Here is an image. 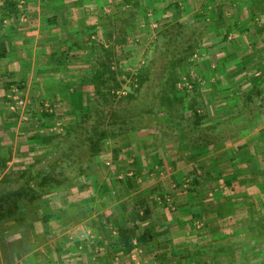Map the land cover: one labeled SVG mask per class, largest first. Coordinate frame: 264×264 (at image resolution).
I'll return each mask as SVG.
<instances>
[{
	"label": "crops",
	"instance_id": "1",
	"mask_svg": "<svg viewBox=\"0 0 264 264\" xmlns=\"http://www.w3.org/2000/svg\"><path fill=\"white\" fill-rule=\"evenodd\" d=\"M48 1L50 6L43 8L41 0H28L37 5L39 26L24 32L12 29L10 33L20 32L23 41L14 44L10 37L5 38L6 56L0 57L2 68L8 65L12 77L15 69L34 70L32 76L25 74L21 84L28 94L35 95L33 100L55 105L57 100L72 102L75 93L84 96L73 86L83 83L82 70L89 68L83 61L76 62L86 60L89 46L77 49L74 43L91 35V39L106 38L100 47L109 43L113 49L121 36L134 42L137 31L149 32L151 21L163 26L205 16V37H235L237 44L242 43L229 46L222 39L214 52L248 54L251 69L261 67L251 72L255 77L263 68L264 0ZM20 19L21 15L16 18ZM257 53L262 59L260 66L253 60ZM27 59L33 60L32 67L21 64ZM258 121L264 123V109ZM246 139L202 153L184 149L169 154L165 149L159 154V167L156 155L136 150L130 156L121 149L114 170L101 177L97 174L102 183L95 194L96 203L84 198L72 202L76 198L71 191L65 192L64 199L61 192L55 193L37 204L39 215L30 224L0 223V264H242L241 249L254 237L248 230L250 215L264 221L258 217L264 216V141L252 146L263 150L253 156ZM15 145L1 143L0 149L10 151L13 147L15 152ZM103 165L102 161L98 167ZM241 180L261 182L262 192L255 196L251 187L239 190L235 186ZM45 200L49 203L41 207ZM42 214L52 216L49 223L42 222ZM135 225L140 234L148 231L150 237L146 242L133 239L132 249L127 251L118 239L119 229Z\"/></svg>",
	"mask_w": 264,
	"mask_h": 264
},
{
	"label": "trees",
	"instance_id": "2",
	"mask_svg": "<svg viewBox=\"0 0 264 264\" xmlns=\"http://www.w3.org/2000/svg\"><path fill=\"white\" fill-rule=\"evenodd\" d=\"M41 1L43 8L50 6L48 0ZM20 13L18 2L8 0L2 7V21L19 18ZM194 25H197V31ZM207 30L206 18L200 15L194 22L161 26L157 32L158 47H155L154 58L134 76L130 72L116 70L110 56L96 57L97 63L92 66L93 74L90 77L93 94L88 108L78 112L76 121L67 126L52 151L31 161L18 174L1 178L0 223L13 220L17 225L30 224L29 221L37 219L39 215L37 204L46 196L68 188L80 189L84 184L96 181V167L101 165V157L108 153V142L115 135L122 138L125 132L153 128L161 138L197 153L219 149L242 138L249 130L250 123L259 120L260 111L264 109V64L256 81L238 97L242 98V106L234 116L209 125L206 115L198 109L189 106L186 109L188 114L181 113L174 104L181 93L178 69L189 62L196 50L197 54L204 52L202 40ZM91 40L90 35L73 46L85 48ZM4 43L5 38L1 34V58L6 56ZM101 49L110 51L105 46H101ZM119 73L124 77L122 80ZM128 78H131V82L133 80L130 91L118 94ZM85 83L88 85L87 81ZM42 115L47 117L53 114L43 112ZM119 151L116 148L115 155ZM11 159L10 155L7 160H0L1 171ZM51 219L49 214H42L43 223L47 224ZM252 219L254 222L255 218ZM142 220L144 218H140ZM248 230L257 238H264V224H255ZM149 237L148 231L140 234L135 225L120 228L118 239L121 246L129 251L133 239L146 242Z\"/></svg>",
	"mask_w": 264,
	"mask_h": 264
},
{
	"label": "rangeland",
	"instance_id": "3",
	"mask_svg": "<svg viewBox=\"0 0 264 264\" xmlns=\"http://www.w3.org/2000/svg\"><path fill=\"white\" fill-rule=\"evenodd\" d=\"M7 1L8 0H0V33L1 31L2 33L6 32L4 33V38L10 37L15 44L17 40L23 41V37L19 35L20 32H24L25 29H34L35 25L39 26L36 14L37 5H35L36 3L33 4L32 2H28V0H15L19 4L22 19L24 15V20L20 19L17 21L16 18H13L2 21V7ZM22 1L25 2L22 3ZM160 23L161 22L155 23V21H151L150 25H152V27H150L151 30L149 32L140 33V31H137V38L134 42L128 41L127 38L121 36V39L117 40L116 38L117 41H115L114 46L112 45L113 49L109 46V43H105L107 50L110 51H104L100 47V44L102 41L106 40V38L94 37V39L88 43L89 50L85 52V54L88 55L86 60L84 61L81 59L76 61H83L89 65V68L80 69L85 74L83 83L73 86L74 91H82L84 96H78L75 93L71 100L72 102L66 104L63 103L62 100L55 101V105L53 102L43 103L40 99L33 100L35 95L32 96L30 93L28 94V89H24L21 84L23 83L22 80H24L25 74H30L32 76L35 74L34 70L24 69L26 67L19 69V71L15 69L12 77L8 74V70L6 69L8 65H3L4 68H2V60L0 58V144L7 143L9 146L11 145L13 147L14 144H16L15 146H17L15 152L13 147L10 148L12 152L4 147L0 149V158L7 160L10 155L12 157L8 165L2 167L3 171L0 170V180L5 175L18 174L21 170L29 166L28 162L52 151L57 141L60 139V136L65 132L67 126L76 121L78 112H82L88 108L90 97L93 94L92 86H90V77L93 74L92 66L97 63L96 57L101 56V58H105L110 56L116 70L121 73L130 72L132 76H134L141 67L146 66L148 62L151 61V58L155 56V47H158L157 32L161 27ZM168 24H172V22ZM164 25L165 24H163V26ZM194 26L197 31V25ZM12 29L13 31L15 29H21V31L19 33H10ZM17 34L19 36H16ZM222 39L223 42L229 46L234 45L237 47L242 44L241 41L237 44L236 42L238 40L235 41V37L224 39L221 37L204 36L202 40V49L204 48V52H199L197 54L196 50L195 55L190 58L189 62L178 69V86L181 93L178 99L175 100L174 104L176 108L180 110L181 113H184L189 106H193L196 110L198 109L202 114L206 115V122L209 125L237 114L242 106V98L238 97H240L242 94L241 92L247 90L252 85L251 82L255 81L257 78L251 74V72L261 68L254 67L251 69L252 62L249 63V60H251L252 57L247 58L248 54L247 57H244L242 52L236 54H230L225 51L214 52L215 48H218L217 44ZM35 40H39V38L37 37L36 39L35 37ZM22 41H20V45ZM33 58L34 56L32 54V58L30 59ZM253 60L255 65H262L260 54H254ZM32 63L33 60L28 61V59L27 61L25 60V63L21 62L22 65H30V67H32ZM64 63L62 65H64ZM48 71L47 74H49ZM119 75V78L122 80L124 78L123 75L120 73ZM86 81L88 85H86ZM132 82L131 78H128L127 83L123 84L122 90H120L118 94L130 91ZM8 84H11L9 89L7 88ZM80 97L82 99H79ZM43 112L53 115L44 117L42 115ZM188 113L189 112H186V114ZM242 137L248 138L246 140L251 144V148L249 147L250 154L254 156L260 151H263L252 146H255L258 142L264 141V123H259L258 120H254L250 123L249 130L245 131ZM136 142L138 143L137 148L134 146ZM116 148L117 150L120 149L119 152H122L123 150L121 149L124 148V150L129 152L128 154H130V156L135 154L136 150H142L144 154L156 155V165L158 167L160 166L159 154L162 155L161 153L165 149V151L168 150L169 154L175 150L179 154L181 153L180 151L184 149V152L189 150H187V148L177 147V144L172 140L161 138L153 128L135 130L129 133L125 132L122 138L115 135V137L108 142V153L101 157L105 165L96 167L99 177L105 176L114 170V163L117 159L119 160V155H115ZM107 163H110V165ZM156 179L154 181H156ZM101 183L102 182L96 180L89 184H84L80 189L77 187L68 188L66 191H71L72 197L74 196L76 198L71 199L72 202L84 198L87 203L91 202L92 204V202L96 203L98 199L95 194L101 189ZM157 184H159V182ZM172 184H174V182ZM221 186L222 185H218V188H221ZM261 186H263L261 182L257 183L256 180H241L235 187L239 188V190H245V188L251 187L252 192L257 196L258 192L263 189ZM215 188H217V186ZM66 191L60 193L62 199L65 198ZM62 193L64 195H62ZM257 199L259 198L257 197ZM48 203V200H45L41 207ZM252 217L255 218L253 214ZM252 217L250 215V226L264 224V221L257 219V217L255 218L256 223L255 221L252 222ZM258 217L264 218L263 215L259 214ZM253 235L254 237L251 236L249 239L250 244L243 245V249H241L242 252L244 251V261L240 258L237 259L243 261L245 264H264V238H257L255 234ZM252 238L254 243H251ZM236 250H238V245L234 246V251Z\"/></svg>",
	"mask_w": 264,
	"mask_h": 264
}]
</instances>
